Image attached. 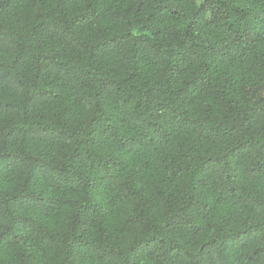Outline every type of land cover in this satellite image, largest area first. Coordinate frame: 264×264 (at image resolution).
Wrapping results in <instances>:
<instances>
[{"label":"trees","instance_id":"1","mask_svg":"<svg viewBox=\"0 0 264 264\" xmlns=\"http://www.w3.org/2000/svg\"><path fill=\"white\" fill-rule=\"evenodd\" d=\"M0 264H264V0H0Z\"/></svg>","mask_w":264,"mask_h":264}]
</instances>
